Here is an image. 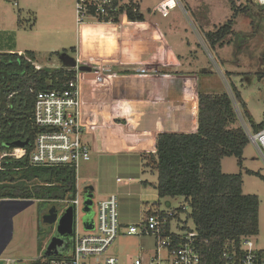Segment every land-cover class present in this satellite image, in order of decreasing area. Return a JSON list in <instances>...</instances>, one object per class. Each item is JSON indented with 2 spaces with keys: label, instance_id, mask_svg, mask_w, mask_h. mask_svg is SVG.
Masks as SVG:
<instances>
[{
  "label": "rangeland",
  "instance_id": "rangeland-1",
  "mask_svg": "<svg viewBox=\"0 0 264 264\" xmlns=\"http://www.w3.org/2000/svg\"><path fill=\"white\" fill-rule=\"evenodd\" d=\"M130 1L139 4L140 12L145 17L149 12L155 13L153 22L163 30L169 43L176 46L175 50L184 58L183 61H189L185 63L186 66H191L198 73L201 70L212 74L209 85L205 82L204 87L211 93L226 92L230 95L239 125L250 129L242 117L239 105L234 101L229 85L238 88L255 123L264 121V64L261 60L264 51V9L259 7L264 4V0H247L250 3V15L245 16L239 12L233 28L235 35L227 38L226 42L228 39L229 42L222 48L215 49L205 41L204 34L214 32L232 18L233 10L228 0H172L166 5V17L162 16L165 7L156 11L160 0H122L121 3ZM234 3L240 7L246 5L245 0H234ZM75 6L76 0H0L3 43L8 46L14 44L15 47L9 49L12 53L34 51L33 65L37 69L61 67L62 60L55 51L61 52L62 48H66L68 54L72 55L68 48L74 46L78 39ZM90 20L87 19L84 23ZM226 72H231L232 75L227 77ZM245 158L243 169L234 157L224 158L221 166L224 174L242 172L243 194L257 196L259 231L257 236L252 237V242L255 249L264 251V182L244 172L247 168L264 176V162L250 142L245 148ZM77 173L80 213L83 210L84 190L87 186H92L95 206L110 194L117 196L120 220L128 226L131 223L138 224L144 210L152 207L158 200L161 211L185 206V212L178 211V218L186 220L188 205L179 198L159 199L155 188L156 173L144 171L142 160L137 154L106 152L93 155L89 162L79 165ZM117 178L122 183L117 184ZM142 181H146L147 186L143 187ZM53 205L59 211L64 207L59 200L35 201L13 218V237L1 258H8L13 264H31L42 255L39 251L44 249L50 234L56 229V224L53 225L54 230L45 225L42 217L47 215ZM122 210L126 216L124 219ZM176 220L175 218L172 223L174 231H177ZM187 222V227L192 229V222ZM85 230L82 229V233ZM38 233L44 236L40 250L37 249ZM153 249V239L148 236H126L120 233L107 255L116 256L119 264H130L136 257L146 259Z\"/></svg>",
  "mask_w": 264,
  "mask_h": 264
},
{
  "label": "trees",
  "instance_id": "trees-1",
  "mask_svg": "<svg viewBox=\"0 0 264 264\" xmlns=\"http://www.w3.org/2000/svg\"><path fill=\"white\" fill-rule=\"evenodd\" d=\"M233 16L214 32L204 34L212 49L222 48L226 39L235 35V18L240 12L250 15V3L236 6L228 0ZM116 7L114 21L125 14L132 22L143 21L139 4L133 1ZM264 9V4L259 6ZM74 53V48L69 50ZM68 54V50L56 55ZM35 54L0 53V155L14 142L26 143V155L19 159H0V199H24L40 202L73 199L77 193L76 175L67 167H36L28 161V152L37 130L33 123V107L38 92L63 88L74 80L76 71L69 68L37 69ZM264 64V51L261 54ZM227 77L232 75L226 72ZM242 117L252 133L264 128V121L255 123L241 93L229 85ZM198 127L196 133H161L157 136L156 152L150 154L146 167L157 173L156 192L159 199L181 198L188 205L186 222L193 229L186 233H174L175 243L182 245L186 234L193 233L195 247L202 264H224V251L239 252L243 238L255 237L259 231V200L255 195L243 194L242 172L224 174L221 161L227 157L237 159L243 169V152L249 141L245 129L239 125L233 100L226 92L198 93ZM264 182L259 172L244 169ZM185 212V206L172 210L165 231L172 232L170 221L175 212ZM149 213V212H148ZM167 213V212H166ZM161 212V216L166 215ZM38 233L37 249L44 239ZM53 257H57L53 255ZM46 258V257H43ZM40 264V259L31 262Z\"/></svg>",
  "mask_w": 264,
  "mask_h": 264
},
{
  "label": "crops",
  "instance_id": "crops-1",
  "mask_svg": "<svg viewBox=\"0 0 264 264\" xmlns=\"http://www.w3.org/2000/svg\"><path fill=\"white\" fill-rule=\"evenodd\" d=\"M170 1L172 0H160L157 4L161 6L156 11L165 7L163 17L168 15L166 5ZM15 6H18L17 3ZM154 15L155 13L149 12L147 17L143 15V21L136 22L129 21L125 14L114 23H96L90 20L79 27L76 32L78 36L76 44L68 48L69 50L74 48V53L66 54L72 58L76 57L80 66L87 64L92 58L94 62L90 63V66L107 78L100 86L92 85L89 78H86L87 80L82 78L79 82L81 97L86 103L83 109L84 119L96 127L95 131L86 137V141L91 146V157L106 152L134 153L140 156L144 171L151 173L156 172L146 167V162L150 154L156 152V140L159 134L197 131L198 93H211L204 85L206 82L208 86L212 77V74L206 71L200 70L198 73L193 71L191 66L185 65L189 61H183L184 58L175 50L176 46L173 47L169 43L163 30L153 22ZM3 32L0 30V53L11 52L9 49L15 46L3 43L1 34ZM62 50L67 49L62 48ZM29 52L34 53V51ZM57 52L60 51H55ZM243 158L246 160L245 149ZM221 171L224 173L222 166ZM77 174L75 173L76 182ZM117 179V184L122 183L121 179L120 182ZM141 183L143 187L147 186L146 181ZM76 189L78 192L77 184ZM127 195L129 196L130 193ZM109 197L117 198L116 195L110 194L105 199ZM160 204L158 200L152 207L146 208L142 219L151 210L172 211L171 209L161 211L158 208ZM178 213L175 212L170 221L171 231L173 234H184L187 231L183 229L189 228L188 222L181 221ZM122 216L123 219L126 218L123 210ZM175 218L177 231L172 230ZM120 223L123 227L128 226L121 220ZM39 252H42L41 256H45L44 249ZM153 254L154 249L146 259L141 258L143 263L147 264ZM0 259L8 258L0 256Z\"/></svg>",
  "mask_w": 264,
  "mask_h": 264
},
{
  "label": "built area",
  "instance_id": "built-area-1",
  "mask_svg": "<svg viewBox=\"0 0 264 264\" xmlns=\"http://www.w3.org/2000/svg\"><path fill=\"white\" fill-rule=\"evenodd\" d=\"M16 5V3H14ZM161 4L156 6L158 9ZM116 7L113 0H76V24L80 27L84 21L91 19L96 23H114ZM90 58L84 66L94 74L89 82L94 86L102 85L107 78L100 71L94 70ZM78 61L76 77L61 89L45 90L37 93L33 107V123L37 130L32 146L28 152V161L36 167H67L75 173L82 163L91 159L92 150L86 141L89 133L96 127L84 119L85 102L81 97L79 82L87 80L84 73L79 72ZM81 74V75H80ZM248 141L254 145L264 162V128L257 133L244 128ZM19 152V154H18ZM20 147H8L0 155V159H19L26 155ZM120 182V179H117ZM80 194L73 199L59 200L64 207L58 210L62 214L69 206L73 207L74 229L69 247L60 249L55 255L40 256V264H119L114 256L107 252L120 233L126 236H148L153 239L154 254L147 264H202L198 249L193 243V233L186 234L182 245L175 243L173 233H167L165 227L171 211L165 216L161 212L151 210L138 224L123 227L119 220L118 201L109 197L93 203L92 230H85L81 223L84 216L79 212ZM82 209V207H81ZM81 216V217H80ZM82 229L85 230L82 233ZM46 257V258H43ZM224 264H264V251L254 248L252 237L242 239L239 252L224 251L221 255ZM0 264H13L10 259H0ZM131 264H144L141 258H135Z\"/></svg>",
  "mask_w": 264,
  "mask_h": 264
},
{
  "label": "water",
  "instance_id": "water-1",
  "mask_svg": "<svg viewBox=\"0 0 264 264\" xmlns=\"http://www.w3.org/2000/svg\"><path fill=\"white\" fill-rule=\"evenodd\" d=\"M62 64L65 68H75L74 58L62 54ZM79 72L85 73V78H93L94 74L86 66H80ZM26 143L14 142L10 147L24 148ZM35 200L24 199H0V256L9 245L13 237V218L32 206ZM83 226L86 230H92L93 223V187L87 186L83 193ZM42 221L45 225L53 227L56 224L55 233L52 232L48 238L49 242L44 255H56L60 249H63L67 240L71 239L73 234L74 212L73 207L69 206L61 216L58 217V209L53 205L50 207L47 215L43 216ZM54 233V234H53ZM53 234V235H52Z\"/></svg>",
  "mask_w": 264,
  "mask_h": 264
},
{
  "label": "flooded vegetation",
  "instance_id": "flooded-vegetation-1",
  "mask_svg": "<svg viewBox=\"0 0 264 264\" xmlns=\"http://www.w3.org/2000/svg\"><path fill=\"white\" fill-rule=\"evenodd\" d=\"M49 209H50V208H49ZM59 216H61V214H59V211H58V217H59ZM42 218H43V217H42ZM40 219H41V218H40ZM50 227H51V226H50ZM52 229H53V227H52ZM53 230H54V229H53ZM54 233H55V231H54ZM54 233H53V234H54ZM53 234H52V235H53ZM48 242H49V240L47 241V243H46L45 246H44V251H45V249H46V247H47ZM70 243H71L70 239L67 240L66 243H65L64 248L69 247V246H70Z\"/></svg>",
  "mask_w": 264,
  "mask_h": 264
}]
</instances>
